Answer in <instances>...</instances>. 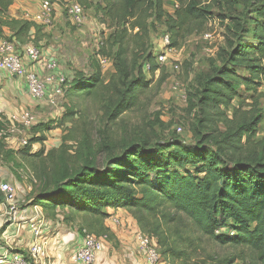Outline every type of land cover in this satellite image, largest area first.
<instances>
[{
	"label": "trees",
	"instance_id": "trees-1",
	"mask_svg": "<svg viewBox=\"0 0 264 264\" xmlns=\"http://www.w3.org/2000/svg\"><path fill=\"white\" fill-rule=\"evenodd\" d=\"M171 1L174 10L167 14L163 0H101V17L115 24L109 38L113 73L106 82L98 69L89 77L75 73L66 81L64 94L107 100L100 112L114 121L134 106L158 69L149 45L154 23L166 28L170 46L177 47L179 39L218 22L226 47L216 50L220 63L210 69L198 99L200 124L207 109V134L192 145L148 140L128 144L103 167L87 162L75 170L64 166L62 173L45 177L28 206L69 209L90 221V232L108 240L103 226L110 217L107 210H125L141 233L156 240L166 264H264V135L255 139L264 107L254 109L264 102V93L258 91L264 79V0ZM12 4L0 0V35L8 29L4 40L18 47L31 42V36L32 42L40 41L43 28L12 18ZM144 64L150 65L149 73ZM247 99L254 105L250 111L243 110ZM75 117L68 108L58 120L36 124L31 130L41 136L30 143L43 142V134L68 124L67 134H76ZM1 145L6 149L3 140ZM27 149L17 153L26 155ZM178 216L189 223L184 230ZM201 238L237 253L207 257L201 253Z\"/></svg>",
	"mask_w": 264,
	"mask_h": 264
},
{
	"label": "rangeland",
	"instance_id": "rangeland-1",
	"mask_svg": "<svg viewBox=\"0 0 264 264\" xmlns=\"http://www.w3.org/2000/svg\"><path fill=\"white\" fill-rule=\"evenodd\" d=\"M39 1L13 0V4L32 9V5L36 3L38 9ZM49 1L53 7L57 6V9L53 10L57 15L52 14L51 28H44L46 30L40 35L42 36L40 41L29 42L43 50L42 62L55 60L59 72L65 75L66 81L72 79L75 73L89 77L98 69L106 82L113 73L111 57L113 50L110 48L109 38L115 24L101 17L99 11L102 6L101 0H86L82 3L80 0ZM71 2L79 4L83 9L78 24L65 14L64 8ZM163 10L167 14H172L174 5L171 0H163ZM36 11L23 10L21 16ZM213 12H217V9L214 8ZM165 35L168 33L163 25L154 23L150 27L149 45L155 54L164 51ZM4 39L6 36L0 37L1 41ZM223 42L224 28L223 24L218 22L206 26L200 34L179 39L178 46L172 47V53L167 56L161 69L148 77L149 86L137 94L134 106L114 121H109L108 116L100 112L101 105L107 101L102 98L78 100L66 98L64 94L62 98L57 99L54 107L42 102L41 107L33 111L38 123L58 120L68 108H72L76 112L74 121L76 134H67L70 127L68 124L43 134L45 142L30 143L32 138H39L41 134H33L31 129L22 131L20 134L29 140L28 154L23 155L14 151L23 147L16 146L10 150L7 145L6 149L1 145L0 182H4L9 175L12 178L9 184L16 190V199L20 196L28 200L40 191L45 177L51 179L55 173H62L64 166L75 170L87 162L95 167H103L108 158L120 154L122 147L128 144L142 143L146 140L151 143L167 144L175 141L186 145L197 143L210 128L207 125V109L204 114L205 121L200 124L202 113L198 99L210 69L220 63L215 52L219 47L222 49L226 47V43ZM101 57L109 60L104 68L99 65ZM175 64L179 65L178 71L173 69ZM261 83L258 91L264 93V79ZM67 87L65 85L64 91ZM239 92L244 94L242 88ZM244 97L248 98L246 95ZM253 106L252 101L247 99L243 110L250 111ZM263 107L264 102L260 100L254 109L258 111ZM57 112H61L60 117L55 115ZM178 127L182 129L181 132L177 131ZM219 129L223 131L220 125ZM263 135L264 118L255 139L259 140ZM66 137L67 140L64 142ZM18 206L20 210L22 202L18 201ZM80 216L85 228L91 231L86 224V218ZM118 217L120 218V215ZM177 221L182 223L183 230L189 225L184 217L178 216ZM198 243L201 253L207 254V257L231 258L237 253L228 246H219L208 239L201 238ZM234 264L242 262L235 261Z\"/></svg>",
	"mask_w": 264,
	"mask_h": 264
},
{
	"label": "built area",
	"instance_id": "built-area-1",
	"mask_svg": "<svg viewBox=\"0 0 264 264\" xmlns=\"http://www.w3.org/2000/svg\"><path fill=\"white\" fill-rule=\"evenodd\" d=\"M38 9L35 13H25L21 18L32 22L43 28H51V19L54 7L49 0H40ZM65 14L77 24L80 23L83 15L82 7L71 2L64 8ZM207 38L209 35L207 34ZM164 51L155 54V63L158 69H161L172 53L169 36L165 35L163 39ZM20 49V50H19ZM43 50L33 43H27L18 47L8 40L0 41V72L7 74L9 77H17L24 81L27 87L29 97L38 102H45L49 106H56L57 99L64 96V87L66 83L65 75L59 72L57 62L55 60H43ZM109 63L105 57L99 59V65L104 68ZM41 65L48 73L44 77L32 69L34 65ZM143 69L149 73L150 65L144 64ZM173 69L178 71L179 65L175 64ZM7 124L0 128V140L4 141L8 149L13 150L14 147H27L28 141L20 134L24 130H30L38 124L37 117L29 110H20L11 114L7 118ZM181 132L180 127L177 128ZM11 147V148H9ZM22 148V149H23ZM0 194L2 195V205L4 211V222L7 224L19 223V206L16 199V190L6 182H0ZM111 223L115 226L121 225V219L117 216L109 217ZM27 224L31 233V242L28 246L26 256L16 253L4 252L0 254V264H49L48 249L42 238L43 219L40 216L37 207H33V215L28 219ZM82 242L80 247L72 256L74 263L94 264L98 254L102 251L103 246L108 242L107 235H95L85 229H82ZM136 241L139 252L145 258L147 264H160V257L156 240L140 231L136 232ZM27 257V259H26Z\"/></svg>",
	"mask_w": 264,
	"mask_h": 264
},
{
	"label": "crops",
	"instance_id": "crops-1",
	"mask_svg": "<svg viewBox=\"0 0 264 264\" xmlns=\"http://www.w3.org/2000/svg\"><path fill=\"white\" fill-rule=\"evenodd\" d=\"M36 9V3L32 5V9H28L27 7L22 8L21 5L16 6L12 4L9 8V14L14 19H21L23 10L36 11ZM54 9H57V6H54ZM53 14L55 16L57 15L55 13ZM42 33H44L43 30L41 34ZM2 34L0 37H8L10 32L8 29L3 28ZM31 35H33V32H31ZM32 40L33 36H31V41ZM32 69L41 77L48 74H55V72L48 73L38 64L34 65ZM41 103L42 102L34 101L29 97L26 84L23 80L17 77H9L7 74L0 72L1 127L7 124V118L11 114L20 110L37 111L38 108L41 107ZM55 115L60 117L61 112H57ZM19 150L20 149H15L14 151L18 152ZM10 179L12 178L8 175L4 182L10 183ZM17 199V203L18 201L22 202V206L19 211V223L16 224H7L4 222L5 209L2 205V201L0 203V230L4 227L0 233V254L11 252L24 257L26 256L28 246L32 239L27 221L33 215V207L28 206L31 198L26 200L18 196ZM34 207L38 208L40 216L43 219L42 238L48 249L49 264H80L79 262L74 263L72 261V256L81 245L82 229L87 230L81 216L69 209L48 211L38 206ZM107 213L110 214V217H118L120 215L121 225H113L109 218L103 221V226L107 228L110 239L104 244L94 264H147L145 258L138 249L135 235L139 229L135 220L122 209L115 211L107 210ZM89 223L90 221L87 220L86 224ZM88 231L90 232V230ZM160 264H165V262H161Z\"/></svg>",
	"mask_w": 264,
	"mask_h": 264
},
{
	"label": "bare ground",
	"instance_id": "bare-ground-1",
	"mask_svg": "<svg viewBox=\"0 0 264 264\" xmlns=\"http://www.w3.org/2000/svg\"><path fill=\"white\" fill-rule=\"evenodd\" d=\"M22 80V79H21Z\"/></svg>",
	"mask_w": 264,
	"mask_h": 264
}]
</instances>
